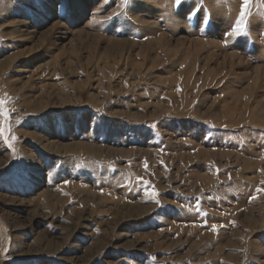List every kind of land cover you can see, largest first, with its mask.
<instances>
[{"label":"rangeland","instance_id":"obj_1","mask_svg":"<svg viewBox=\"0 0 264 264\" xmlns=\"http://www.w3.org/2000/svg\"><path fill=\"white\" fill-rule=\"evenodd\" d=\"M242 3L0 0V264H264V0Z\"/></svg>","mask_w":264,"mask_h":264},{"label":"snow or ice","instance_id":"obj_2","mask_svg":"<svg viewBox=\"0 0 264 264\" xmlns=\"http://www.w3.org/2000/svg\"><path fill=\"white\" fill-rule=\"evenodd\" d=\"M126 2H127V0H126ZM182 3H183V0H176L177 6L181 5ZM249 3H250V0H243L242 6H241L242 10L240 11V16L241 17H243L245 15V11L244 10L247 8ZM189 15L191 16V15H193V13L190 12ZM109 19H112V17H109ZM210 22H211V14L210 13H205V17L202 20V23H205V24L209 25ZM5 104H6V101L4 99H0V118L3 119L4 124H7L8 120H9V114H8V110L5 108ZM6 131L9 132V133L11 132L10 126L5 128L4 126L0 125V136H3ZM17 139L18 138L16 136H14V135L11 136V140L12 141H15ZM4 140H5V142H8V136H4ZM9 147H12V145L9 144ZM13 151H15V149H13ZM143 166H144L145 170H147L148 164L146 162L144 163ZM140 179L142 180V178H140ZM142 182L146 186L145 187V194L149 195V198L151 200H153V202H156V203L159 204L158 199H156V197L159 194L157 192H155L154 190L149 193L148 189L151 188L152 186L149 185V183L147 181H142ZM64 183L68 184L70 182L65 180ZM102 191H103V189H101V192ZM196 200H197V202H199L200 198L197 197ZM161 207H163V205H161ZM204 226H207V221L206 220L204 221ZM219 227H223V226L222 225L217 226L216 224H213L211 226V230L214 231V232H218Z\"/></svg>","mask_w":264,"mask_h":264}]
</instances>
